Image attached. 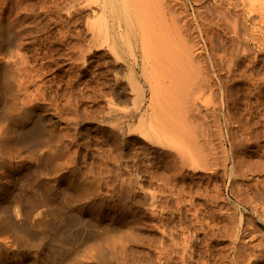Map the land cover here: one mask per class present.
<instances>
[{"label": "bare ground", "instance_id": "6f19581e", "mask_svg": "<svg viewBox=\"0 0 264 264\" xmlns=\"http://www.w3.org/2000/svg\"><path fill=\"white\" fill-rule=\"evenodd\" d=\"M13 1H15V0H13ZM13 1L12 2H11V0L1 1L3 3L2 10H3L4 14L1 13V15H0V87L2 88V90L5 91L8 99H7V103L4 106L3 110L0 109L1 110V112H0V155L6 156L4 153L8 154L7 153L8 147L7 146L10 145L8 143L14 141L16 138H18V139H16V141L19 140V143H17V144L22 145L23 149L25 147V151L27 150L28 153L25 154L24 156H19L20 154L23 155V152H17L19 154L17 156L14 152L13 155L14 156L16 155L15 157L13 155L10 157L9 156L10 154H9V155H7L9 157L4 159L2 164L0 165V168L2 167L1 168L2 170H0V202H1V199L3 197L10 195L11 192H9V191H12V189H14L18 185V183L21 182L20 181V180H22L21 178H23L26 175H32L33 174V176H35L41 180V183L43 182L46 186H48V188L46 187L47 189L53 188L54 192H56L55 188L58 189L60 180H66L69 189L74 190V191L76 190L77 187L81 186L84 183V181L87 180L86 178H84V174L83 175L80 174L81 173L80 170H79V172L76 170L74 171V172H78V173H76L74 175V177H72L73 179L69 175L66 176L65 173L70 168H75V166L73 165L75 162L69 161V158L67 159V161L63 160L64 162L61 160L63 163H60L61 161L57 162L60 164L59 165L60 169H62L61 174H59L57 176H51V174H49V167H47L48 165L47 166L44 165V161L49 160L48 162L50 163L52 159H49V158L53 154L61 155L64 150H69L71 144L74 143L75 135L77 133V128H78L76 125H79L82 122V120H81L82 116L77 109V108H79L80 102L83 100V98H82L83 97V95H82L83 90H82V87H80V85L82 83L81 80L84 79L85 77H87L88 74H90L89 70H90V68L93 67L94 64H95L94 67H98V68L100 67L101 63L99 61L101 58L98 55V53H99L98 51H100L102 48H106L108 50V55L113 54L116 57V59L113 62L109 63L110 67L109 68L107 67L108 70L106 72L111 73V75H113L112 73L114 72L116 65H120V68H122L125 71V73L123 74L122 77H115V89L116 88L117 89H116V93L114 92V94L116 95V100L120 104L121 103H127L129 100V94H128V93H130L129 91H132V92L134 91L136 93V96H137V99H135V102H136L135 105H137V106L134 110H131L128 108H119V107L113 105L112 107H110L108 109L109 110V111H107L108 114L105 117V119H103V122H105L107 119H110L111 123H112V126H111L112 128L114 125V127L120 129L124 135H127L129 132V127L132 124V122L135 121L134 118L136 116L138 117L137 119L139 120V122L136 121L137 123L135 125H138V123H139V127H140V128L138 127L139 129L144 128L147 120L149 121L148 123L150 125H157L159 123H162L165 125L167 124V122L165 121V117H163L161 115H160V117H158V118L155 117L154 119H151L149 117L150 120L147 119L146 115H145V114H147L146 113L147 108H146V102H145V84H146V82H148V84L151 82H154L153 80L156 79L155 75L157 73L160 74V72H165L164 75L166 76V78L171 83L175 82L174 84H176V82H178V81L181 82L180 87H178V86H177V88H171L172 86L168 87V89L170 90V93H171L170 97L172 99L173 98L177 99V101L180 102V104H183V106H185L183 108L180 105L179 108L181 107L184 111H185V108L189 109L186 111H190V110H194V109L199 110V108H201V105H199L200 107L198 106V109L196 107V105H198V102L196 104V100H197L196 98H199V96L195 97V95L196 94L199 95L201 91L205 92V89L209 90V89L213 88L212 83H213V80L215 78V75H213L214 65H212L211 63L214 61H212V58H211L212 56L208 54L209 56L207 55L208 57L205 60L204 65L198 66V67L194 66V68L197 67L196 69H194L192 65H194V64L196 65V63H197V65H198V63L200 65L204 61V60L203 61L199 60V61L195 62V59L197 60V58H195L194 54H196V50L198 48L195 49L194 47L198 46L201 48L202 47V46H200L201 44L203 45V44L211 42V37H212L211 32L215 28H218V27L221 28V23L223 21L225 22V19L227 20L231 17L230 16L231 13L228 14L230 11H234V13H235L236 11L238 12L239 10H241V11H244V14L245 13L249 14L251 12L252 13L255 12V14H256V10H257L255 8V1L256 0H210L211 3L208 6H207V4H204V6L203 5L201 6V3L203 4V2H206L208 0H70L69 2H65V1L62 2L59 0H58L59 1L58 2L56 0V2L53 3L54 5L52 4L53 5L52 8H49V7L45 8V7H43L44 6L43 4H41V8H40V5H39L38 9H40V11L45 13V16H46V17H42L43 13L39 14L34 9L32 10V9H28V8H23L21 6L22 0H21V2H19V1L13 2ZM30 1H31V3L30 2L29 3L32 4L33 0H30ZM35 1L38 2L37 0H35ZM41 2H43V1H41ZM259 2H261V1L259 0ZM25 3L26 2H24L23 4L25 5ZM39 3H40V1H39ZM1 6H2V4H1ZM1 6H0V8H1ZM28 6H29V4H28ZM195 6H197V7H195ZM222 6H225V8ZM256 7H258V6L256 5ZM260 8H261V11L259 13H262V11H264V9L262 10V8H264V6L261 7V5H260ZM72 9H73V11H72ZM219 9L220 10L224 9L225 10L223 12L224 14L218 13L220 11ZM65 10L67 13L66 18H64L65 16H63V14H61V12L65 11ZM222 11L223 10H221L220 12H222ZM214 13H217V15L220 14L221 16L220 15L216 16V14H214ZM207 14H209V15L214 14L215 17H217V20L209 19L211 17L208 16L209 17L208 18ZM239 14L241 15V17H243L242 16L243 13H239ZM49 15H50V17H49ZM258 16H260V15H258ZM234 17L235 16H232V18H230V19H234ZM252 17H254V14H253V16L251 15V18ZM213 18H214V16H213ZM248 18H249V16H248ZM259 18H258V20H259ZM262 18H264V17L262 16ZM235 20H236V18L234 19L233 24L234 23L236 24ZM213 21L215 22V25H214L215 28L212 29V26H213L212 24H214ZM255 21H253V22H255ZM261 21L263 22L264 19H262ZM227 22L230 23L231 21L228 20L225 23H227ZM239 22L240 21H238L237 23L239 24ZM52 24H55V25L52 26ZM72 24H73V26L74 25L80 26L79 30L76 29V31H73V29H71V26H70ZM233 24L232 23L229 24L230 26H232L231 27L232 32H233V28L235 27V24L234 25ZM227 25H228V23H227ZM243 25H245V24H242V27H243ZM56 26H61L60 28H62V29H60V30L58 29L55 31ZM239 27H241V26H239ZM239 27H237L238 28L237 32L241 35L242 32L240 33L241 29H239ZM252 27L254 29V25ZM229 28H228V30L231 32V30ZM245 28H247V27H243V29H245ZM235 29H236V27L234 28V30ZM261 29H259V30L261 31ZM214 31H216V30H214ZM226 32H227V30H226ZM244 32H245V30H244ZM250 32H251V30H250ZM255 32H257V31H255ZM238 33H236V34H238ZM263 33H264V30H263ZM56 34H59L60 36L56 38L55 37ZM214 34H215V32H214ZM252 34H253V32H252ZM220 35H222V34H220ZM232 36H234V34ZM254 36H252V37H254ZM213 37H212V39H213ZM222 37H224V36H222ZM240 37H242V36H240ZM240 37H237V38H240ZM252 37H250V38H252ZM259 38H262V37H259ZM242 39H244V37ZM219 40H223V39L221 38ZM244 40H243V43H244ZM262 40H264V37L262 38ZM232 41H233V39H232ZM256 41L258 42L261 40L260 39L255 40V42ZM262 42H264V41H262ZM241 43H242V41H241ZM220 44H221V41H220ZM226 44H227V42H226ZM232 44H233V42H232ZM232 44H229V46L232 47L231 46ZM56 45H59L60 47L55 48ZM224 45L222 43V47H224ZM236 45L239 47L240 44L237 43ZM225 46H227V45H225ZM241 46H242V44L240 45V47ZM204 47L205 46H203V48ZM230 47H229V49H230ZM211 49H210V51H211ZM213 49H216V48H213ZM224 49H226V47ZM232 49L236 50V46H234V48H232ZM232 49H230L231 53L233 52ZM250 49H251V47H250ZM198 50L200 51L201 49H198ZM239 50H241V48H238V53H237V51H235L236 56H237V54L239 55ZM199 51H198V53H199ZM140 52H141V54H140ZM217 52H219V51H217ZM235 52H233V55ZM243 52H244V54H246V50ZM250 53H252V52L250 51ZM215 54L213 53L214 57H215ZM218 55H220V54H218ZM221 55H220L221 58L224 57L223 54H221ZM229 55L230 54L228 53V56ZM231 55H230V58H231ZM249 55L250 54L248 53V55H245V56H249ZM208 58L210 60H208ZM219 60H220V57H219ZM248 60L252 61V59H249V58H248ZM184 62H186V64H188L195 71V74H197L195 81H193V78H192L191 82L189 81L190 80L189 78H188L189 80H187V78L185 79V77H187V76L183 70ZM254 62H256V61L254 60ZM106 63H107V61H106ZM250 63H252V62H250ZM228 64L231 65V63H227V65ZM258 64H261V63H258ZM52 66H54L56 68L55 70H58L60 67H63V66H68V68H66L64 70V75L67 78V80L62 82L63 84H61L60 82L58 84L56 82H53L54 81L53 78L51 81H49V78H48L49 68ZM105 68H104V70H105ZM262 69L264 70V68H262ZM234 70H235V68H234ZM197 71L199 73H197ZM230 71L232 72V70H230ZM259 71L260 70L258 68V72ZM253 72H254V70H253ZM260 73H261V71H260ZM191 74H193L192 71H191ZM252 74H251V76H252ZM90 75H91V80H84V82H86L87 84H90L92 82L97 83V80L99 79V76H101V73H95L94 70H91ZM245 76H247V75H245ZM113 78H114V76H113ZM258 78L256 79V81L258 80ZM216 81L217 80H215L214 82H216ZM249 81H251V80L249 79ZM180 82H178V83L180 84ZM187 82H190V83L188 84ZM251 82L249 84H253ZM187 84H188V86H187ZM215 84L217 85V83H215ZM218 84H219V82H218ZM256 84H254V85H256ZM259 84L261 85V83H259ZM184 85L186 88L184 87ZM254 85H252V86H254ZM166 86H168V85H166ZM166 86H165V88H166ZM225 86H226V84H225ZM252 86L250 85V87H252ZM247 87H249V86L247 85ZM226 88L224 89V92H225ZM49 90H50V94H51L50 97H52V99H50V100H52V104H51L52 106H50V107H49V104L46 102L47 96L49 97ZM248 90L249 89H247V91ZM258 90H259V88H258ZM113 91H114V89H113ZM76 94H78L80 96V98L77 97ZM162 94H164V93H162ZM1 95H3V94L1 93ZM61 96L65 98V103L62 105L63 108L66 109L67 111L68 110L71 111L69 113V118H68V125L70 127L68 128L67 131L65 129H64L65 131L63 129H61V130L58 129V125H60L61 119L57 114L58 113L57 101ZM153 98H155V97H153ZM161 101H163V100H161ZM5 102H6V100H5ZM5 102L3 101L2 105ZM161 103L163 104V102H161ZM204 103H205V101H204ZM224 105H225V103H224ZM151 106H152V104H151ZM2 107L3 106H1L0 108H2ZM152 107L154 108V106H152ZM171 107L173 108V106H171ZM203 108H206V106ZM207 108H208V106H207ZM170 110H172V109H170ZM207 110H209V109H206V111ZM211 110L212 109H210L209 111H211ZM214 110H215V108H214ZM214 110H213V112H214ZM186 111L184 112L185 114H186ZM195 113H196V111H195ZM223 113H225V112H223ZM203 114H204V112H203ZM199 115L201 116L202 114H199ZM212 115H213V113H212ZM189 116H191V115H189ZM183 117H184V120L187 118L186 116H183ZM202 117H204V115L201 116L200 119ZM213 117H215V116L213 115ZM229 118H230V116H229ZM189 120H191V119H189ZM215 120H213V121H215ZM246 120H249V119L247 118ZM180 121H182V120H180ZM194 121H196V120H194ZM226 121L228 122V120H226ZM184 122H186V120ZM180 123L186 124L187 122L183 123V121H182ZM243 123H245V122H243ZM2 125H5V126H2ZM12 125L14 126V129H15V132L17 133V135L16 134L13 136L10 135L9 128ZM168 125H169V123H168ZM141 126H142V128H141ZM202 126H204V125H202ZM202 126H200V129ZM11 128H13V127H11ZM138 128H133V129L136 130ZM155 128H156V126H155ZM205 128L206 127L204 126V129ZM208 128L209 127L207 126L206 131ZM202 129H203V127H202ZM201 130L199 131V134L204 133L205 136H206V134L208 135V133H206L205 130H203L204 132ZM131 131H132V129L130 130V132ZM136 131H138L139 133H142V132H140V130H136ZM12 132H14V130H12ZM200 132H202V133H200ZM119 133H120V131H119ZM202 135H199V136H202ZM202 137H204V136H202ZM204 141L206 142V140H204ZM205 142H202L203 143L202 145H206ZM219 145H217L218 148L223 147V146H219ZM118 146H120V145H118ZM207 146L208 145H206V148H207ZM212 148H214V147H211V149ZM256 149H257V147H256ZM206 150H209V148ZM202 151L204 152L205 150L202 149ZM202 151L199 152L200 156H201ZM209 151H211V150H209ZM213 151H214V149H213ZM220 151L221 150H219V152ZM231 151H232V149H231ZM262 151H263V149H262ZM68 152L70 153V151H68ZM208 153L205 152L203 155H205V154L207 155ZM211 153L214 154L215 152L211 151ZM223 153L224 152H222L220 154L221 159L224 156V155L222 156ZM74 154H76V153H74ZM70 155L72 157H74L72 154H70ZM70 155L68 157H71ZM203 155H202V157H203ZM214 155L216 156L217 154H214ZM65 156L67 157V155H65ZM205 156L203 158L204 160L208 159L210 156H212V154H210L208 156V158H205ZM215 156H212V157L214 158ZM248 156H250V155H248ZM187 158L189 159V157H187ZM211 158H209V160H211ZM2 159H0V160H2ZM203 159H202V161H203ZM245 159L244 160L242 159V160L245 161ZM65 160H66V158H65ZM72 160H74V159L72 158ZM199 160H200V157H199ZM242 160H240V161H242ZM207 161L208 160L203 161V162L206 163ZM13 162L15 163L14 165L12 164ZM217 162H215V163L213 162V163L216 164ZM53 163H54V161H53ZM188 164L191 165V163H187V165ZM194 164H192V166L194 168H196L199 165V164L197 165L195 162H194ZM211 164H212V162H211ZM240 164H242V163H240ZM261 164L263 167L264 165L262 162L260 163V165ZM54 165H57V164H54ZM187 165L185 163V166H187ZM207 165H208V167L211 166V165H209V161H208ZM217 165H216V167L218 168ZM219 165H220V162H219ZM236 165H234V166H236ZM252 165H254V164H252ZM252 165L250 164L251 169H252V167L254 168L256 163L254 166H252ZM257 165L259 166V163ZM3 167H4V169H3ZM55 167L58 169V166H54L53 168H55ZM182 167H184V166H182ZM200 167L201 166L199 165V169H200ZM203 167L207 168L206 166H202L201 168L203 170H204ZM212 167L214 168V166H212ZM249 167L247 166V168H249ZM189 168H190V166H189ZM172 169L174 170V167ZM191 169H193V168H191ZM196 169H198V168H196ZM257 169H258V167H257ZM173 170H171V171L173 172ZM211 170H212V168H211ZM209 171H210V169H209ZM232 171H234L235 173H237V175H239L240 177H243V178L247 177V175H250L248 169H246V167H244V166L240 167V169H236L235 167L233 168V166H232ZM254 171H256V170H254ZM257 171H259V170H257ZM181 172H180V174H181ZM263 172H264V170H263ZM251 174H254V172ZM68 176L71 179H68L67 178ZM35 177H32V178H35ZM175 177H173V178H175ZM224 177H225V175H224ZM224 177H222V179ZM25 178H27V176ZM118 178H119L118 181L120 182L118 184L120 185V187L118 189L113 188L112 191L107 196L108 197L107 199H110V200L112 199L111 202L105 203L104 202L105 200H101L102 202L98 201V197H97V200L93 201L91 203L92 204L91 208H94L93 209L94 210V216L97 219L106 220L110 223V226H108L109 223H107L108 225H106L107 227H110V229H108L105 225H102V226H105L103 228V231L105 228H107V232L112 231V230L116 229V227L120 226L119 224H124V226H126L125 232H123L122 229L121 230L116 229L117 232L121 231L120 232L121 237H122L121 239H119V238L117 240L110 239L111 241H108L107 239L104 240L99 236H98L99 238H94V236H93V239L82 238L81 240H77L75 238V240H76L75 241L72 238L73 236L71 237L69 235L70 234L69 228H70L72 216L71 217L68 216L69 219H66L65 218L66 215L63 216L64 218L60 217L61 218L60 221H57L55 224L53 223V225H51V226L49 225L50 227H49L48 233L46 231L45 232L43 231L42 232L43 234L41 233L42 236L39 237L38 239H36L35 234L34 235L32 234L33 233L32 230H34L36 227H39V226L42 227V225L44 224V221H45V219H42V218L46 216V213H47L46 210L40 207V208L35 209L34 211H29L28 209H26V207L25 208L23 207V205L26 206L25 204H23V205H16L15 204L16 206H14V205H13L14 207L12 206L13 210H12L10 218H7L6 216L1 215L2 212L0 214V264H193L194 262H191V260L192 261L194 260L193 256L186 252L188 249L187 247H188V243H189V241L187 240L186 237H191V236L186 235V237H185L186 239H185V238H183L184 236L183 237L180 236V233L177 232L176 227L173 226L175 230L172 229V231L169 230L168 227H165L166 223L161 219L162 217H160L163 214L160 209L165 208V207L159 206V203H158V198H159L158 196L159 195L156 193H148L147 191H145L144 197L142 196L143 198H137V199L133 198L132 199L131 194L134 192L135 188L137 187L140 190H143V187L138 186L139 185L138 180H132L129 177H128L129 179H124L126 177H123L122 173H119ZM243 178H242V180H244L245 182L244 183L241 182V184L239 183L240 185L238 186L239 187L238 190L235 189V190H237L236 196L238 197V199L240 201H242V203L246 207L252 208L251 209V215H253V217L250 218L248 216L246 218H243V217L239 216V218H238L239 220H238V222L236 221L237 222L236 225L234 224L231 226V224L230 225L228 224V226H231V229L228 228L229 232L226 231L227 229L225 228V231L229 233V237L231 239V250L233 253L232 254L233 258L229 261L228 264H258L259 262L264 261V235L262 234V232L264 230L261 232V230L264 229V178L256 177V178L250 179L251 181L245 180ZM213 179H216V178H213ZM114 180H116V179L114 178L112 180V182ZM234 180H236V179H234ZM40 185L43 186V184H40ZM199 185L200 184H198V186ZM217 185L219 186V184H217ZM207 186H206V188H207ZM211 186H213V185H211ZM4 187H7L8 189H5ZM183 187L184 186H182V188ZM202 187H204V186H202ZM87 188H89V187H87ZM90 188H92V187H90ZM216 188L217 187H215L214 191L218 189V188L217 189ZM232 188L230 187L229 189H232ZM184 189H186V188H184ZM210 189H211V187H210ZM92 190H94V189H92ZM92 190H90V191H92ZM218 191H219V189H218ZM95 192H97V191H95ZM106 192H105V194H106ZM166 192H168V191H166ZM174 192H176V190ZM204 192L205 191H203V193ZM229 192H231V191H229ZM46 193H47V191H46ZM208 193H209V191H208ZM210 193H211V191H210ZM215 193H216V191H215ZM51 194H52V192H51ZM102 194H100V195L98 194L100 199H101ZM170 194H172V193H170ZM224 194H226V193H224ZM200 195H202V197L204 195L208 197V194L207 195L206 194H204V195L200 194ZM210 195H212V194H210ZM221 195H219V196H221ZM56 196L57 195H55V197ZM165 196H163V197H165ZM219 196H217V197H219ZM133 197H135V196H133ZM184 197L185 196L183 194V198ZM207 197H205V198H207ZM224 197H225V195H224ZM166 198H167V196H166ZM172 198L174 199V197H172ZM66 199H68V198H66ZM58 200H60V197ZM68 200H70V199H68ZM189 200L191 201L190 197H189ZM189 200H188V202H189ZM218 200H220V199H218ZM225 200H227V199H225ZM31 201H30L31 203L34 202V200H31ZM59 202L61 203L62 200ZM185 202H187V200ZM220 202H221V200H220ZM62 203H61V205H62ZM70 203H71V201L69 203L67 202L66 205L70 204ZM161 203H163V202H161ZM172 203H173V201H172ZM177 203H178V201H177ZM1 204L2 203H0V206H1ZM89 204H87V205H89ZM147 204L149 206V212H150L149 216L151 215L150 218H152V220H157L160 223H162V222H164V223H162V224L159 223L160 225L157 226V230H156L157 233L156 234H158L159 236L147 239L150 241H148V244L146 246L145 237L143 238L142 235L138 236V234H135L136 232L134 233L132 231V228L133 229L137 228L139 231L144 230V227L142 224V221L144 222V220H143L144 217L141 215L142 214L141 207L143 205H147ZM174 204H175V202H174ZM193 204L197 205V203L192 202V206H194ZM200 204L201 203H199V205ZM207 204H208V202H207ZM31 205H29V206H31ZM82 205H84V204H82ZM82 205H80V206H82ZM182 205H183V203H182ZM227 205H225V208L228 207ZM33 206H34V203H33ZM40 206H42V205H40ZM107 206H109L111 208V211L109 210L110 212L105 210V209H108ZM204 206H206V205H204ZM209 206L207 208H209ZM169 207H167V208H169ZM176 207H177V205H176ZM191 207H189V208H191ZM91 208H90V210H92ZM200 208H202V207H200ZM218 208L217 209L220 210V207H218ZM178 209H179V207H178ZM196 209L194 208L195 211H196ZM230 209H231V207H229V210ZM165 210H166V208H165ZM186 210H184V211H186ZM189 210H191V209H188V211ZM203 210H204V207H203ZM207 210H210V208ZM234 210L235 209H233V211ZM200 211H201V209H200ZM221 211H223V210H221ZM221 211H220V213H222ZM177 212L178 211H176V213ZM189 212H186V213L188 214ZM224 212L225 211H223V213ZM173 213H174V210H173ZM186 213H184L185 216H186ZM193 213H194V211H193ZM195 213H198V210ZM223 213H222V215L221 214H219V215L223 216ZM211 214H213V213H211ZM225 215H229V214H225ZM240 215H241V213H240ZM59 216H61V215H59ZM193 216L195 217L196 215L193 214ZM209 216H211V215L209 214ZM232 216H231V218H232ZM233 217L237 218L235 216H233ZM163 218H165V217H163ZM181 218H183V217H181ZM188 218H189V215H188ZM190 218H192V217H190ZM194 219L195 220L197 219V221H196L198 223L197 226H200V230L205 231V235H207V229H208L207 226H209V228H210L209 223H205V221L203 220L205 223L204 224L202 222V218L200 219L199 215L197 216V218H194ZM204 219H205V217H204ZM208 219L206 217V219H205L206 222ZM217 219H219V218H217ZM223 219H224V217H223ZM227 219H225L226 223H227ZM191 220H193V219H191ZM229 220L230 219H228V221ZM176 221L178 222V220H176ZM211 221H213V220H211ZM232 221H233V219H231V223H232ZM179 222H178V224H179ZM187 222L189 223V221H187ZM221 222L224 225H226L225 222H223V220H221ZM234 222L235 221H233V223ZM188 223H187V225H189ZM193 223H195V222H193ZM197 223H195V224H197ZM229 223H230V221H229ZM184 224L183 225L181 224V227L187 226ZM216 224H217V222H216ZM218 224H220V223L218 222ZM218 224H217V226L219 227ZM220 225H222V224H220ZM102 226H100V227L102 228ZM169 226H172V225H169ZM175 226H176V224H175ZM215 226L216 225L214 224L213 227L215 228ZM97 227H99V226H97ZM100 227L98 229H100ZM120 227H122V226H120ZM178 227H180V226H178ZM224 227L225 226H223V228ZM123 228H125V227H123ZM195 230H196V232H198L197 229H195ZM168 231H170V232H168ZM222 231H224V230L222 229ZM222 231H220V232L222 233ZM225 231H224V233H225ZM184 234H187V233H184ZM208 234L211 235V233H209V232H208ZM191 235H194V234H191ZM210 235H208V236H210ZM223 235L225 236V234H223ZM215 236H216V234H215ZM179 237H182L184 240L181 242L182 239L179 240ZM196 237H198V236H196ZM210 237H209V239H210ZM47 238L49 239V242L47 241ZM166 238H168L169 242H167ZM224 238H226V237H224ZM202 240L204 242V239H202ZM229 240H227V241L229 242ZM198 241L199 240L197 239V242ZM206 242L208 243V241H206ZM228 242H226V243L228 244ZM16 243H18L17 247L15 246ZM36 243H38L39 245H37ZM200 244H202V243H200ZM33 246H41L42 248H44V246H45L47 248H45V250L41 248L43 251L40 250L38 253V252H33ZM209 246H210V244H209ZM227 247H229V246H227ZM227 247H226V249H227ZM136 248H138V249L139 248H147L148 253H141L140 251H138V249L136 250ZM192 249H193V247H192ZM205 249H203V250H205ZM220 250H221V248H220ZM222 250H223V248H222ZM197 251H195V253ZM226 251H228V250H226ZM138 252H140L142 254V255L139 254L140 258L142 256H145V255H147V257L143 260H140L139 256H138ZM11 253H13V255H11ZM197 253H199V252H197ZM205 253H204V255H205ZM227 253H229V252H227ZM227 253L225 252V254H227ZM201 254H203V253H201ZM208 255H210V254H208ZM216 255H218V257L221 256V254H219V253ZM210 257L213 258L212 255H210ZM225 258L223 257V260ZM213 261H214V258H213ZM216 262L219 264L218 261H216ZM220 263H221V261H220ZM198 264H209V262L207 260L200 259V257H199L198 258ZM223 264H226V263H223Z\"/></svg>", "mask_w": 264, "mask_h": 264}, {"label": "rangeland", "instance_id": "374dc122", "mask_svg": "<svg viewBox=\"0 0 264 264\" xmlns=\"http://www.w3.org/2000/svg\"><path fill=\"white\" fill-rule=\"evenodd\" d=\"M1 1H3V0H0V3L2 4V6L0 4V6H1V8H0V15H1V13L4 14V12L2 10L3 3ZM12 1L13 0H11V2ZM15 1L21 2V0H15ZM15 1H13V2H15ZM34 1L35 0H33L32 1V4H30L31 3L30 0H22L21 6L23 8H28V9H32V10L34 9L37 13L40 14V13H43V12L40 11V9H38L39 5H40V8H41V4H43L44 5L43 7H45V8H48V7L49 8H52V6L54 5L53 3L56 2V0H46V1L45 0H37L38 2H36V1L34 2ZM39 1H40V3H39ZM41 1H43V2H41ZM59 1L69 2L70 0H59ZM209 1L210 0H208L206 2H203V4L201 3V6L202 5L204 6V4H207V6H208L211 3V1L210 2ZM260 1L261 2H259V0H256L255 1V8L258 10V11L256 10V14H255V12H253V13L251 12L249 14L248 13L247 14L246 13L244 14V11L239 10L238 11L239 13H243L242 14L243 17H241V15L237 11L235 13H234V11H230L228 13V14L231 13L230 14V16H231L230 18H232V16H235L234 19L236 18V20H235L236 21V24L234 23L236 29L234 30V28H235L234 27L233 28V32H232V29H231L232 26H230L229 24H231V23L233 24L234 19H230V18L227 19V20L225 19V22L228 21V20L231 21V22L230 23L227 22L228 23V25H227V23H225L223 21L221 23V28H219V27L218 28H215V26H214L215 25V22L213 21L214 24H212V25L214 27L212 26V29L213 28H215V29H213V31L211 32V36L212 37L214 35L215 36L213 37V39L211 37V42L206 43V44H203V45L201 44L200 45V46H202L201 48L198 47V46L197 47H194L195 49L196 48L201 49L200 51L197 49L196 50V54H194L195 58H197V60L195 59V62H197L199 60H201V61L204 60V61H203V63L200 62L201 63L200 65H199V63H198V65H197V63H196V65L195 64L192 65L193 68H194V66H197V67L198 66H203L205 60L207 59V57L209 55L212 56L211 57L212 58V61H214V62L211 63L212 65H214L213 75H215V78H214L213 83H212V87L213 88H211L209 90H206L205 89V92L204 91H201L199 95L198 94L195 95V97H198L199 96V98H200V99L199 98H196L197 99L196 100V104L198 102V105H196L197 109H198V106L201 105V108H199V110L194 109V110L186 111V110H189V109L185 108V111H186V114H185L184 113L185 111L181 107L179 108L180 105L183 108L185 106H183V104H180V102H178L177 99H174V98L172 99L170 97L171 96V93H170V90L168 89V87L169 86L170 87L172 86L171 88H177V86L180 87L181 86V82L178 81V82H180V84L178 82H176L177 85L174 84L175 82L174 83H171L166 78V76L164 75L165 72H160V74L157 73L155 75V78L156 79L153 80L154 82H151L149 84H148V82H146V84H145V102H146V108H147V112H146L147 114H145L146 115V118L150 120V118L151 119H154L155 117L158 118L161 115V116L165 117V121L167 122L166 125L165 124H162V123H159L157 125H150L148 123L149 121L147 120L146 125L144 126V128H142V126H141L142 129H139L140 128L139 127V123H138V125H135L137 122H139V120L137 119L138 117L136 116L134 118L135 121L132 122V124L129 127L128 134L127 135H124L122 133V131L120 129L114 127V125H113V128L111 127L112 126V123H111V120L110 119H107L105 121L106 123L108 122L107 123L108 125L105 122H103V119H105V117L108 114V112H107V111H109L108 109L110 107H112L113 105L114 106H117L119 108H128V109L134 110L136 108V106H137V105H135L136 104L135 99H137V96H136V93L134 91L133 92L132 91H129L130 92V93H128L129 94V100H128L127 103H121L120 104L116 100V95L114 94V92L116 93V89H117V88L115 89V77H122L123 74L125 73V71L122 68H120V65H116V68L117 69L115 68L114 72L112 73L113 75H111V73H107L106 71L110 67V64L109 63L110 62H113L116 59V57L113 54H111V55L109 54L108 55V50L106 48H102L100 51H98L99 52L98 55L101 58L100 61H99L101 63V65L98 68V67H94L95 66V64H94L93 67L90 68V70H89V73L90 74H91V70H94L95 73H101V76H99V79L97 80V83L92 82L90 84H87L86 82H84V80H91V75L90 74H88L87 77H85L84 79L81 80L82 83H81L80 87H82V90H83V92H82V95H83L82 98H83V100L80 102L79 108H77V109H78V111L80 112V114L82 116V118H81L82 122L79 125H76L78 128H77V133L75 135V141H74V143L71 144L72 147L70 146V149L69 150H64L65 152L63 151L61 155L53 154L49 158V159H52L54 161V163H53L52 160H51L50 163L48 162L49 160H45L44 161V165L45 166L48 165L47 167H49V174H51V176H57V175L61 174V172H62V169H60V167H59L60 164L57 163V162H60L61 160L62 161L63 160L64 161H67V159L69 158V161H74L75 162L73 164L75 166V168H70L65 173L66 176L69 175L72 178L80 170L81 171L80 174H82V175L84 174V178H86L87 180L84 181V183L81 186H79V187L76 188V190H75L76 192L74 190H70L69 189L66 180H60L59 181L58 189L55 188L56 189V192H54L53 191V188L52 189L51 188L50 189H47L48 186H46L43 182L41 183V180L38 179L37 177L33 176V174L32 175H26L27 178H25L26 176L23 177L24 179L21 178L22 179V180H20L21 182H19L18 185L14 189H12V191H9V192H11L10 195H8L6 197H3L1 199V202L0 203H2V204L0 206V214L2 212L1 215L6 216L7 218H10L11 217L12 210H13V207L16 206V205H23V204L26 205V206L23 205V207L24 208L26 207V209H28L29 211H34L35 209L40 208V207L43 208V209H45L47 213H46V216L42 218V219H45L44 224L42 225V227L39 226V227H36L34 230H32L33 231L32 234L33 235L35 234V238L36 239H38L39 237L42 236V234H43L42 232L43 231L44 232L46 231L48 233L49 227L51 225H53V223L55 224L57 221H60V219L63 216H65V215H66L65 216L66 219H69L68 216H70V217L72 216L71 217L72 220H71V224H70V228H69V233H70L69 235L71 237L73 236L72 238L74 240H75V238L77 240H81L82 238H85V239H87V238L88 239H93V236H94V238L101 237L102 239H104V240L107 239L108 241H111L110 239H112V240H117L118 238L121 239L122 238L121 237V233H120L121 231L120 232H117V230H121L122 229V231L125 232L126 231V226H124V224H119L122 227H120V226L117 225L119 227V228L116 227L117 230L114 229L112 231L107 232V228L110 229V227H107L106 226V225H108L107 223H109V222L106 221V220L97 219L94 216V210H93L94 208H91L92 207V204L91 203L93 201H96L97 200V197H98V201L105 200L104 201L105 203L111 202L112 199L111 200L110 199H107L108 198L107 196L112 191L113 188L118 189L120 187V185L118 184V183H120L118 181V179H119L118 178V175H119V173H122L123 174V177H126L124 179H129L130 178L132 180H138V182H139V185L138 186L143 187V190H140L137 187L135 188L134 192L131 194L132 199L133 198L134 199L135 198L136 199L137 198H143L145 191H147L148 193H156V194H158L159 195L158 196L159 197L158 198L159 206L160 207H165L166 210H167L166 211L165 208H161L160 209L162 211V213H163L160 217H162L161 219L166 223L165 227H168L169 230H171V231H172V229L175 230L174 227H176L177 232L180 233V236H182V237L184 236L183 238H185L186 235L187 236H191V237H186L187 240L189 241V243L187 242L188 243V247H187L188 249H187L186 252L188 254H190V255L193 256V259L194 260L193 261L191 260V262H194L193 264H198V258L199 257H200V259L207 260L209 262V264H212V263L213 264H218L216 261H218L219 264H221L222 262L228 264L229 261L233 258V255H232L233 253H232V250H231V239H230L229 233H228L229 232V229H231V226L232 225H234V224L236 225V223L239 220L238 219L239 216L240 217H243V218H246L248 216L250 218L253 217V215H251V209L252 208L246 207L242 203V201H240L238 199V197L236 196L237 195V190L239 188L238 186L241 184V182L244 183L245 181L242 180L243 177H240L239 175H237V173H235L234 171H232V166H233V168L235 167L236 169H240V167H243V166L246 167V169H248L250 175H247V177L243 178L245 180L251 181L250 179H253V178H256V177L264 178V172H263L264 166L262 167V164L260 165L261 162L264 165V158H263L264 157V147H263L264 146V83H263L264 82V72H263L264 70L262 69V68H264V66H263L264 65V42H262V41H264V40H262V38L264 37V33H263V30H264L263 29L264 28V21L263 22L261 21L262 19H264V18H262V16L264 17V11H262V13H259L261 11L260 5H261V7L264 6V0H260ZM24 2H26L25 5L23 4ZM28 4H29V6H28ZM256 5L259 8L256 7ZM195 7H197V6H195ZM222 7L225 8V6H222ZM263 9L264 8H262V10ZM221 10H223V11L220 12ZM221 10L218 13L221 14V13H223L225 11L224 9H221ZM72 11H73V9H72ZM65 13H66V10L61 12V14H63V16H65L64 18H66V16H67V13L66 14ZM214 14H216V16L220 15V14L217 15V13H214ZM214 14H210L211 16L209 14H207V17L208 16L211 17V18L208 17L211 20H217V17H215ZM253 14H254V17L251 18V15L253 16ZM212 15L214 16L215 19L213 18ZM258 15H260V16H258ZM248 16H249V18H248ZM42 17H46L45 16V13H43ZM49 17H50V15H49ZM258 18H259L260 21L258 20ZM255 20L257 22L258 21L259 22L257 23ZM238 21H240L241 23L239 22V24H238L237 23ZM253 21H255V22H253ZM242 24H245V25H243V27H247V28L243 29ZM54 25L55 24H52V26H54ZM253 25H254V29L252 27ZM70 26H71V29H73V31H76V29L79 30V28H80V26H75V25L73 26V24L70 25ZM239 26H241V27H239ZM60 27L61 26H56L55 31L58 30V29L59 30L62 29ZM237 27H239V29H241L240 30V33L242 32L241 35L237 32L238 31V28ZM228 28L231 30L232 33L228 30ZM258 28L259 29L262 28L261 29L262 32ZM214 30H216V31H214ZM226 30H227V32H226ZM244 30H245V32H244ZM250 30H251V32H250ZM255 31H257V32H255ZM214 32H215V34H214ZM252 32H253V34H252ZM236 33H238V34H236ZM220 34H222V35H220ZM233 34H234V36H232ZM59 36H60L59 34H56L55 35L56 38L59 37ZM222 36H224L225 38L222 37ZM240 36H242V37H240ZM249 36L250 37L254 36V37L250 38ZM237 37H240V38H237ZM243 37H244L245 40L242 39ZM259 37H262V38H259ZM221 38L223 40H219ZM231 38L233 39V41H232ZM258 38L261 41H258V42L256 41L255 42V40H259ZM243 40H244V43H243ZM220 41H221V44H220ZM241 41H242V43H241ZM226 42H227V44H226ZM232 42H233V44H232ZM222 43H223V45L225 44L227 46L224 45V47H222ZM228 43L229 44H232L231 45L232 47H230ZM237 43L240 44V45L242 44V46L244 45L243 46L244 48L242 46L240 47V45L238 47L236 45ZM56 46H55V48L60 47L59 45H56ZM203 46H205V47L203 48ZM234 46H236V50L235 49L234 50L232 49V48H234ZM212 47L213 48H216L217 50L216 49H213ZM225 47H226V49H224ZM229 47H230V49L233 50V52L237 51V53H238V48H241V50H239V55L237 54V56H236V52L233 55V52L231 53ZM250 47H251V49H250ZM210 49H211V51H210ZM245 50H246V54H244V52H243ZM198 51H199V53H198ZM217 51H219V52H217ZM250 51L252 53H250ZM213 53L214 54L216 53L215 54V57H214ZM228 53L230 55L232 54L231 55V58H230V55L228 56ZM248 53L250 55L249 56H245V55H248ZM140 54H141V52H140ZM218 54H220V55L223 54L224 57L221 58L222 55L220 56ZM219 57H220V60H219ZM248 58L249 59H252V61L248 60ZM208 60H210V59L208 58ZM254 60L257 63L254 62ZM106 61H107V63H106ZM250 62H252V63H250ZM227 63H231V65L230 64L227 65ZM258 63H261V64H258ZM105 67L106 68L108 67V68L106 69ZM183 67H184L183 68L184 73L187 76V77H185V79L186 78H187V80L190 79L189 81L191 82V80L193 78V81H195L196 80V75H197V74H195V71L188 64H186V62H184ZM197 67H195L194 69H196ZM50 68H49V76H48L49 81H51L52 78H53L54 79L53 82H56L57 84L60 82L61 84H63L62 82H64L65 80H67V78L64 75V70L66 68H68V66L60 67L58 70H55L56 68L54 66H52ZM104 68H105V70H104ZM234 68H235V70H234ZM258 68L261 71V73H260V71L258 72ZM252 69L254 70V72L256 74L253 72ZM190 70L192 71L193 74H191V71ZM230 70H232V72ZM197 73H199V72L197 71ZM251 74H252L253 77L251 76ZM245 75H247V76H245ZM113 76H114V78H113ZM257 78H258V80L256 81ZM249 79L252 82L249 81ZM215 80H217L219 82V84H218L217 81L214 82ZM190 82H187V83L189 84ZM250 82L253 83V84H249ZM215 83H217V85ZM259 83H261V85ZM188 84H187V86H188ZM225 84H226V86H225ZM254 84H256V85H254ZM164 85L165 86L168 85V86H166L167 89L165 88ZM247 85L249 87H247ZM250 85L251 86L254 85V86L250 87ZM184 87H185V85H184ZM225 88H226V90L224 92V89ZM258 88H259V90H258ZM113 89H114V91H113ZM247 89H249L250 91L248 90L249 91L248 92ZM0 90H1L0 91V103H1L0 104V107L3 106L0 109L3 110L4 106L7 103V99L8 98H7V95H6L5 91L2 90L1 87H0ZM1 93L3 95H1ZM162 93H164V94H162ZM76 95H77V97L80 98V96L78 94H76ZM50 96H51V94H50V90H49V97L47 96L48 99L46 98V102L49 104V107L52 106L51 105L52 104V100H50V99H52V97H50ZM152 96L155 97V98H153ZM5 100H6V102H5ZM161 100H163V101H161ZM3 101L5 103H3V105H2V102ZM204 101H205V103H204ZM161 102H163V104ZM57 103H58V113L57 114H58V116L61 119L60 125H58V129L59 130H61V129L64 130L65 129L67 131L68 128L70 127L68 125V118H69V113L71 111L70 110L67 111L66 109L63 108L62 105L65 103V98L64 97L61 96L58 99ZM224 103H225V105H224ZM151 104H152V106H154V108L151 106ZM170 105L173 106V108ZM202 106L203 107L206 106V108H203ZM207 106H208V108H207ZM214 108H215V110H214ZM170 109H172V110H170ZM206 109H209V110L212 109V110L211 111H209V110L206 111ZM1 110H0V112H1ZM213 110H214V112H213ZM195 111H196V113H195ZM203 112H204V114H203ZM223 112H225V113H223ZM212 113H213V115L215 117H213ZM199 114H202L201 116L204 115V117H202L200 119L201 116ZM189 115H191V116H189ZM183 116H186L187 117V118L185 117L186 118L185 120H186V122L188 124L186 122H184L185 120H184V117ZM229 116H230V118H229ZM247 118L249 120H246ZM179 119L182 120L183 123H186V124L180 123L182 121H180ZM189 119H191V120H189ZM193 119L196 120V121H194ZM213 120H215V121H213ZM226 120H228V122ZM243 122H245L246 124L243 123ZM168 123H169V125H168ZM202 125H204L206 128H207V126L209 127L207 129V131H206V128L204 129V126H202ZM2 126H5V125H2ZM155 126H156V128H155ZM200 126L203 127V129L201 127L202 130L200 129ZM11 127H13V128H11ZM133 128H138L136 130H140V132H142V133H139L138 131L134 130ZM131 129H132V131L130 132ZM12 130H14V132H12ZM200 130L201 131L205 130V132L208 133V135L206 134V136H205L204 133H202V132H200V133H202L203 135L202 134H199V131ZM119 131H120V133H119ZM9 133H10L11 136H13L15 134L17 135V133L15 132V129H14V126L13 125L10 126ZM199 135H202L204 137L199 136ZM16 139H18V138H16ZM16 139L14 141L8 143V144H10V145L7 146L8 147L7 148V150H8L7 153L8 154L4 153L6 156L0 155V159L3 158L2 160H0V165L2 164V162H3L4 159L8 158L9 156L11 157L14 154V152H15V154L17 156L19 155L17 152H23V155L20 154L19 156H24L25 154L28 153L27 150H26L27 152L25 151V147L23 149L22 145H18L17 144V143H19V140L16 141ZM204 140H206V142ZM202 142H205L206 145H208L207 148H206V145H202L203 144ZM118 145H120V146H118ZM217 145L223 146V147H221V148L219 147L218 148ZM202 146L203 147L205 146V147L203 148ZM233 146L234 147L236 146L235 147L236 149ZM211 147H214V148L211 149ZM256 147H257V149H256ZM208 148L212 152H215L214 154H217V155L215 156L213 153H211V151L206 150ZM261 148L263 149V151H262ZM202 149H204L205 151L203 152ZM213 149H214V151H213ZM231 149H232V151H231ZM219 150H221V151L219 152ZM68 151H70V153ZM200 151H202L201 156L199 155L200 154L199 153ZM205 152L208 153L209 155L212 154V156H215L216 158L215 157L213 158L212 156H210L209 158L212 157L211 158L212 161L209 160V158H208L209 155L208 154H207L208 156L206 154H205L206 156L203 155ZM222 152H224L222 154V156L224 155L225 157L223 156V158L221 159V157H220L221 155L220 154ZM74 153H76V154H74ZM70 154H72L74 157H72ZM7 155H9V156H7ZM65 155H67V157ZM69 155L71 157H68ZM202 155H203V157H202ZM248 155H250V156H248ZM198 156L200 157V160L201 161L204 158V156H205V158H208L206 160L209 161V165H211V166H209L210 168L207 165L208 164V161L205 163L203 161H206V160L203 159V161L201 162L199 160V157ZM187 157H189V159ZM65 158H66V160H65ZM72 158L74 160H72ZM242 159L243 160L245 159V161H243ZM240 160H242V161H240ZM62 161L60 163H63L64 162V161L63 162ZM194 162L197 165L199 164L201 167L202 166H206L208 169L205 168V167H203L204 170L201 167L199 169V165L198 166L196 165L197 167L195 166L196 168H198V169H196V168H194L192 166V164H194ZM211 162H212V164H211ZM213 162L214 163L217 162V163L214 164ZM219 162H220V165H219ZM239 162L242 163V164H240ZM185 163H186V165H187V163H191V165L188 164L187 165L188 167H187V166H185ZM255 163H256V165H255ZM258 163H259V166L257 165ZM12 164L14 165L15 163L13 162ZM54 164H57V165H54ZM250 164L251 165L254 164L255 166L252 165V166H254V168L252 167V169H251ZM53 165L54 166H58V169L56 167H55L56 169L53 168L54 167ZM216 165L218 166V168L216 167ZM234 165H236V166H234ZM182 166H184L185 168L182 167ZM189 166H190V168H189ZM212 166H214V168ZM247 166L248 167L250 166V167L247 168ZM173 167H174V170L172 169ZM257 167H258V169H257ZM1 168H0V170H2ZM191 168H193V169H191ZM211 168H212V170H211ZM3 169H4V167H3ZM209 169H210V171H209ZM75 170L78 171V172H74ZM171 170H173V172ZM254 170H256V171H254ZM257 170H259L260 172L257 171ZM180 172H181V174H180ZM253 172H254V174H251ZM223 174L225 175V177H224ZM31 176L32 177H35V178H32ZM69 176L67 178L68 179H71V178H69ZM173 177H175V178H173ZM222 177H224V178L222 179ZM114 178L116 180H114L112 182V180ZM213 178H216V179H213ZM103 179L104 180L106 179V180L104 181ZM234 179H236V180H234ZM40 184H43L44 187L42 185H40ZM198 184H200V185L198 186ZM217 184H219V186ZM181 185L184 186V187L182 188ZM211 185H213V186H211ZM202 186H204V187H202ZM206 186H207V188H206ZM209 186L211 187V189H210ZM87 187H89V188H87ZM90 187H92V188H90ZM215 187H217L219 189V191H218L217 188H216L217 190H215L217 194L214 191ZM230 187L231 188L233 187L232 189L234 191L232 189H229ZM4 188L5 189H8L7 187H4ZM184 188H186V189H184ZM89 189L90 190L94 189V190L90 191ZM235 189H237V190H235ZM175 190H176V192H174ZM46 191H47V193H46ZM95 191H97V192H95ZM166 191H168V192H166ZM203 191H205L206 193L205 192L203 193ZM208 191H209V193L211 191L210 194H212L213 196L210 195L208 193ZM229 191H231V192H229ZM51 192H52V194H51ZM105 192H106V194H105ZM170 193H172V194H170ZM199 193L200 194H203V195L204 194H206V195L208 194V197L204 195L208 199L205 198L204 196L202 197V195H200ZM224 193H226V194H224ZM98 194L99 195L102 194L101 199H100V197H99ZM183 194L185 196L184 198H183ZM218 194L219 195L222 194V195L219 196ZM55 195H57V196L55 197ZM165 195L167 196V198H166ZM216 195L219 196L220 198L217 197ZM224 195H225V197H224ZM133 196H135V197H133ZM163 196H165V197H163ZM188 196L190 197L191 201L189 200V197ZM59 197H60V200H58ZM172 197H174V199ZM66 198H68L70 200H68ZM224 198L227 199V200H225ZM218 199H220L221 202ZM31 200H34V202H33L34 203V206H33V203H31L32 202ZM61 200L63 202V203L61 202L62 205L59 202ZM186 200H187V202H185ZM188 200H189V202H188ZM70 201H71V203L70 204H67L68 205L67 206L66 203L67 202L69 203ZM172 201H173V203H172ZM177 201H178V203H177ZM161 202H163L164 204L161 203ZM174 202H175V204H174ZM192 202L193 203H197V205L196 204H193L194 206H192ZM207 202H208V204L211 207L207 204ZM182 203H183V205H182ZM199 203H201V204L199 205ZM82 204H84V205H82ZM87 204H89V205H87ZM29 205H31V206H29ZM40 205H42V206L44 205V206L42 207ZM80 205H82V206H80ZM176 205H177V207H176ZM204 205H206V206H204ZM225 205H227L228 207L225 208ZM166 206L167 207L170 206V207L167 208ZM208 206H209V208H210L211 211L210 210H207V209H209V208H207ZM107 207H108V209H105V208L104 209L106 211H109V210L111 211V208L109 206H107ZM178 207H179V209H178ZM189 207H191V208H189ZM200 207H202V208H200ZM203 207H204V210L205 211L203 210ZM218 207H220V210H218L219 209ZM229 207H231L230 210H229ZM90 208L92 210H90ZM194 208L195 209L197 208L196 211L198 210V213H195L196 211L194 210ZM188 209H191V210H189L190 212L188 211ZM200 209H201V211H200ZM233 209H235V210L233 211ZM173 210H174V213H173ZM184 210H186V211H184ZM221 210L225 211L224 213L225 214H229V215H225L223 213V211H221ZM141 211H142V214L141 215L144 217L143 220L145 222L144 223L142 221L144 230L143 231H139L137 228H135V229L132 228V231L134 233L136 232L135 234H138V236L139 235H142L143 238L145 237V239H146L145 244L147 246L148 241H150V240H147V239L154 238V237H158L159 235L156 234L157 233L156 232L157 226H159L160 224H162L164 222L160 223L157 220H152V218H150L151 215L149 216L150 212H149V206H148V204L147 205H143L141 207ZM176 211H178L177 213L179 215L176 213ZM193 211H194V213H193ZM220 211L223 213V216H221L222 213H220ZM183 212L184 213L189 212L188 214L186 213V216L187 217L185 216V214ZM207 212L211 216H209V214ZM211 213H213V214H211ZM230 213L233 216L237 217V218H234ZM240 213H241V215H240ZM193 214L196 215V216L194 217ZM219 214H221V215H219ZM59 215H61V216H59ZM188 215H189V218H188ZM198 215L200 216V219L202 218V222L203 223L205 221V223H209V225H210V228H209V226H207V228H208L207 229V235H205V231L200 230V226H197L198 225V223L196 222L197 219L195 220L194 218H197ZM231 216H232V218H231ZM163 217H165V218H163ZM181 217H183V218H181ZM190 217H192V218H190ZM204 217H205V219H206V217H207V219L209 218L207 220V222L204 219ZM216 217L219 218V219H217ZM223 217H224V219H223ZM227 218L230 219L229 220L230 223H229V221H228ZM191 219H193V220H191ZM225 219H227V223H226ZM231 219H233V221H235V222L233 223V221H232V223H231ZM176 220H178V222L180 221L179 222L180 225L178 224V222ZM211 220H213V221H211ZM221 220H223V222H225V224L227 226L224 225L221 222ZM187 221H189V223ZM193 222H195L197 224H195ZM216 222H217V224L219 222L222 225L218 224L219 225V227H218L217 224H216ZM187 223L189 225H187ZM175 224H176V226H175ZM181 224L182 225L183 224L184 225H187L188 227L187 226H184V227L182 226L181 227ZM214 224L216 225L215 228L213 227ZM228 224L229 225L231 224V226H228ZM102 225H105L107 227V228H105L106 230L104 229V231H103V228L105 226H102ZM169 225H172V226H169ZM177 225L180 226V227H178ZM97 226H99V227L102 226V228L100 227V229H98L99 227H97ZM108 226H110V223H109ZM223 226H225V227L223 228ZM123 227H125V228H123ZM193 227L195 229H197L198 232H196V230ZM225 228L227 229L226 231H228V232L225 231ZM222 229L225 231V233H224V231H222ZM263 230L264 229H262L261 232ZM220 231H222V233ZM168 232H170V231H168ZM208 232L211 233V235L208 234ZM184 233H187V234H184ZM191 234H194V235H191ZM215 234H216V236H215ZM223 234H225V236ZM262 234L264 235V231L262 232ZM208 235H210L211 237L208 236ZM196 236H198V237H196ZM182 237H179V240L182 239L181 242L184 240ZM209 237H210V239H209ZM224 237H226V238H224ZM201 238L204 239V242H203V240ZM166 239H167V242H169L168 238H166ZM197 239L199 240L198 242H197ZM227 240H229V242ZM47 241L49 242V239L48 238H47ZM206 241H208V243ZM226 242H228V244ZM200 243H202L203 245L200 244ZM36 244L39 245L38 243H36ZM209 244H210V246H209ZM17 245H18V243L15 244L16 247H17ZM227 246H229L230 248L227 247ZM192 247H193V249H192ZM226 247H227V249H226ZM41 248H42L41 246H33V252H38L39 253L40 250L43 251L42 249L45 250V248H47V247L44 246V248H42V249ZM220 248H221V250L223 248L222 251L224 253L220 250ZM137 249L138 248H136V250ZM203 249H205V250H203ZM225 249L228 250V251H226ZM138 251H140L141 253H148L147 252L148 251L147 248H139ZM195 251H197L199 253H197V252L195 253ZM140 252H138V256H139V254L142 255ZM225 252L226 253L229 252V253H227L228 255L225 254ZM201 253H203V254H201ZM204 253H205V255H204ZM215 253L216 254L219 253V254H221V256L219 255L220 257H218V255H216ZM208 254L212 255V257L214 258V261H213V258H211L210 255H208ZM11 255H13V253H11ZM146 257H147V255L142 256L141 258L139 256V259L140 260H143ZM223 257L224 258L226 257V258L223 260ZM220 261H221V263H220ZM261 263L264 264V261H261L258 264H261Z\"/></svg>", "mask_w": 264, "mask_h": 264}]
</instances>
